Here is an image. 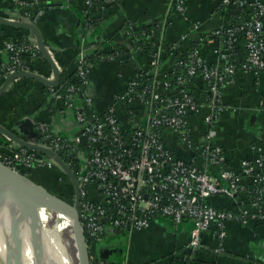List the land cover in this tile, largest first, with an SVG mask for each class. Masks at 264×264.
<instances>
[{
    "label": "crops",
    "instance_id": "1",
    "mask_svg": "<svg viewBox=\"0 0 264 264\" xmlns=\"http://www.w3.org/2000/svg\"><path fill=\"white\" fill-rule=\"evenodd\" d=\"M83 7V0H49L37 24L59 65L62 80L76 69L81 50L90 59L96 52L104 54L101 60L92 62L84 94L78 95L73 107H69L63 98L51 91L56 86L32 78H18L0 96L1 124L20 132L18 123L29 118L34 121L36 130L39 122H46L52 133L73 140L81 130L76 112L90 107L88 98L92 101V110L101 114L115 106L118 117L124 122L129 107L119 99L126 94L135 71L149 69L148 55L133 45L130 27H157L154 38L160 44V60L154 79L161 88L165 73L180 57L188 54L201 37L205 40L198 46L207 63L219 62L215 49L221 41L212 33L220 25L230 23L233 14L221 7L220 0H187L185 14L176 10L174 0H118L105 8H95L103 14L93 27L87 28ZM38 9L33 0H28L26 6L0 0V15L6 18L21 19L26 13L33 17ZM9 40L37 44L28 29L0 23V69L9 62V52L5 48ZM163 55L167 56L165 60ZM244 55L242 41L238 46V59ZM36 63L38 68L32 72L53 77L50 64L41 54ZM4 80L0 77V85ZM204 84L195 78L188 86L201 104L200 111L188 117L191 146L186 145L179 134L166 131L167 146L176 156L200 166L203 162L198 157L199 151L208 143L220 146L225 153L226 167L233 169L239 168L246 158L264 154V70L258 75L238 71L233 81L222 87V109L210 128L205 121L208 108L204 104ZM130 107L132 121H145L147 110L143 104L135 102ZM35 132L30 130L25 138L40 142V133L37 130L38 135H35ZM0 140L9 145V150L15 143L1 134ZM49 160L48 156L37 153L35 164L24 169L32 180L47 190H62L60 184H65L68 177H64L66 175L58 166L49 167ZM207 202L221 209L231 208L233 204L222 195L212 196ZM194 224L192 218L175 223L169 217L159 216L148 228L141 230L126 232L110 228L107 235L91 243V264H264V219H254L248 224L228 222L222 252L214 249L217 238L213 227L204 234L203 247L192 253L188 244Z\"/></svg>",
    "mask_w": 264,
    "mask_h": 264
},
{
    "label": "built area",
    "instance_id": "2",
    "mask_svg": "<svg viewBox=\"0 0 264 264\" xmlns=\"http://www.w3.org/2000/svg\"><path fill=\"white\" fill-rule=\"evenodd\" d=\"M12 1L18 6L28 4V0ZM33 1L39 6L37 13L33 17L26 13L21 20L37 23L49 2ZM117 1L83 0L84 20L88 21L91 10L105 8ZM186 1L174 0V6L181 14H185ZM220 2L224 10L233 14L230 23L220 25L212 33L221 41L215 49L219 62L215 65L207 63L198 46L205 40L201 37L191 51L165 73L160 88L154 79L159 66V51L147 71V75L153 78L152 84L131 78L126 94L119 99L129 108L140 102L147 110L145 121L130 119L131 134L123 129L115 106L101 114L92 110L89 98L90 107L76 112L81 130L75 139L52 133L46 122L37 124L40 143L59 154L64 153L78 177L81 224L91 243L107 235L110 228L126 232L141 230L148 228L155 218L166 216L175 223L186 218L194 220L188 244L192 253L203 247V236L213 227L217 238L214 249L222 252L228 222L248 224L254 219H264V154L246 158L239 168L230 170L226 167L223 148L208 143L198 153L203 162L200 166L176 156L164 137L166 131H171L191 146L188 117L192 112H199L201 104L188 89L190 81L198 78L207 85L205 121L210 128L222 109V87L231 83L238 71L258 75L264 70V2ZM86 27L91 25L87 23ZM242 41L245 55L238 59V46ZM5 48L9 52V62L0 69L4 78L21 70L33 71L28 61L38 59L41 54L36 43L26 40L6 41ZM90 67L88 56L81 50L76 70L82 84H69L64 96L54 87L51 91L63 98L67 106L73 107L74 99L84 94ZM127 113L131 117V110ZM207 138L210 141L209 133ZM9 151L8 155L0 153V160L14 169L32 167L39 153L16 143ZM47 165L52 167L55 164L49 160ZM211 168L217 171L213 172ZM220 195L231 199V208L221 209L207 202L208 198Z\"/></svg>",
    "mask_w": 264,
    "mask_h": 264
},
{
    "label": "bare ground",
    "instance_id": "3",
    "mask_svg": "<svg viewBox=\"0 0 264 264\" xmlns=\"http://www.w3.org/2000/svg\"><path fill=\"white\" fill-rule=\"evenodd\" d=\"M23 201H26L25 206ZM10 206L11 213L7 211ZM9 216L19 227L20 238L5 240L0 228V264H37L39 247L35 237L33 242L29 227L36 230L38 239L43 244L46 264H79L76 254L71 257L66 250L67 244L58 236L64 231L74 233L72 211L18 173L5 169L0 164V224L4 218L10 220Z\"/></svg>",
    "mask_w": 264,
    "mask_h": 264
},
{
    "label": "water",
    "instance_id": "4",
    "mask_svg": "<svg viewBox=\"0 0 264 264\" xmlns=\"http://www.w3.org/2000/svg\"><path fill=\"white\" fill-rule=\"evenodd\" d=\"M0 23L5 24V25H10V26H15V27H23L25 29H28L31 35H33L36 38L37 46H38V49L41 55L48 61L53 71V77L51 78L46 77L40 73H36L32 71H25V70L12 73L8 75L3 81V83L0 85V96L4 94V92L9 88L11 83L18 78L36 79L38 81L43 82L44 84L48 86H56L60 84L62 74H61L59 65L57 61L54 59L51 51L48 49L45 43L43 32L41 31L38 24L32 20L28 21V20H21V19H16V18H6L1 15H0ZM18 126L20 128V132H16L0 123V134L7 137L10 141L15 142L18 146L31 149V150H35V151H38L39 153H42L48 156L49 159L53 161L54 164L58 166L64 172V174H66L70 178V181L72 182L73 188H74L73 205L71 206L70 204L61 200V198L51 193L49 190L44 188L42 185L38 184L34 180L29 179L22 173L14 170L13 168L7 166L6 164L0 162L1 166H3L5 169H9L15 173H18L21 177L26 179L28 182L33 184L35 187L45 192L47 196L58 200L64 208L72 211L73 230H74V235L76 238L77 247L79 251V264H91L90 249L86 241L85 233H84V230L81 224V218H80L81 184L78 180L76 173L73 171L72 167L65 161V159H63V157L59 153H57L54 149H52L51 147L44 146L40 142H37L33 139H29L28 137L25 138L28 135V132H30V130H33L34 132L36 131L35 135H38L37 130H36V125L32 119L27 118L24 121H20L18 123ZM228 169L232 170L233 168H228ZM9 217H10V220L7 218H4L2 221V224H0V228L2 231V238H4L5 240L10 239V238L11 239L20 238L19 227L15 225V223L12 221L11 216ZM29 231L32 236L33 242H34V237L37 239V245L39 247V250H38L39 259H37V264H46V259H44V250H43L44 247H43V244L40 243L38 239L36 230L31 229L29 227Z\"/></svg>",
    "mask_w": 264,
    "mask_h": 264
},
{
    "label": "trees",
    "instance_id": "5",
    "mask_svg": "<svg viewBox=\"0 0 264 264\" xmlns=\"http://www.w3.org/2000/svg\"><path fill=\"white\" fill-rule=\"evenodd\" d=\"M102 14H103V11H97V10H94V9L91 10L89 15L87 16L88 21L86 22V20H84L85 21V25L87 26V23H89L91 25V27H93L98 22L99 18L102 16ZM156 30H157V27L154 26V25H152V26L151 25H142V26H138V27H134V26L130 27V34H132L133 45L135 47L141 48L148 55L149 69H150L151 60L160 51V44H159L158 40H156L154 38V32ZM167 52H168L169 55H171L169 50ZM103 56H104L103 53H99L98 54V52H96L95 56H93L91 59L89 58V62L92 64L93 61H97V60H99V58L101 60L103 58ZM166 57L167 56L163 55L162 59L165 60ZM36 60L29 59V61H28V63L31 65L33 70L38 68ZM148 70L144 69V68L143 69H137L135 71V73L132 75V79L134 78V79L143 80V81H145V83L147 85L148 84H152L153 78H152V76L147 75V71ZM176 75H173L172 77H175ZM0 77L2 78L3 76L0 75ZM69 84H76V85H81L82 84V79L77 75V70L76 69L74 71L70 72L69 74H67L64 77L63 80L61 79L60 84L56 85L57 93L62 94L64 96L66 94V88H67V86ZM203 88L205 89L206 94H207V85L204 84ZM129 110L132 111L131 107L128 108L126 111L128 112ZM129 117H130V115L126 118V120H125L126 122L125 121L123 122V121L120 120L122 125H123V129L127 132V134H131L132 131H133V127L131 126ZM9 152H10L9 151V145L7 143H5L3 140H0V153H4V154L8 155ZM60 155L63 157V159H65V161L67 163L70 162L69 159L67 158V156L64 153L61 152ZM5 164L7 166L13 168L12 165H10L9 163L5 162ZM15 170H17L18 172L22 173L23 175H25L28 178L30 177L28 175L27 170L22 168V167H16ZM211 171L215 172L217 170H216V168H211ZM68 180H69V183L60 184V186L63 187V189L59 191V194L63 195L62 191L66 192L68 189H71V188L74 189L73 188V184L70 181V178ZM86 241H87V244H88V246L90 248L91 241L88 240V238L86 239Z\"/></svg>",
    "mask_w": 264,
    "mask_h": 264
},
{
    "label": "rangeland",
    "instance_id": "6",
    "mask_svg": "<svg viewBox=\"0 0 264 264\" xmlns=\"http://www.w3.org/2000/svg\"><path fill=\"white\" fill-rule=\"evenodd\" d=\"M0 162H2V163H4L3 161H0ZM5 164V163H4ZM14 169V168H13ZM15 170V169H14ZM17 171V170H16ZM63 175H65V174H63ZM64 177H67V176H64ZM30 178V177H29ZM31 179V178H30ZM69 178H66V183H69V180H68ZM61 189H58V191H50L51 193H53L54 195H56V196H58L59 198H61V200H63V201H65L66 203H68V204H70L71 206L73 205V203H74V189H68L66 192L65 191H62V193H63V195H61V194H59V191H60ZM31 198H32V196H31ZM56 201H58V200H56ZM23 203H24V206H25V203H26V201H23ZM8 207V206H7ZM55 207V206H54ZM60 212H61V215L65 218V219H67L66 218V216H65V214L58 208V207H56ZM7 211H9V213H11V211H12V206H10V208L7 210ZM67 232V233H66ZM64 231V233H62V235L61 234H58V236H59V238L61 239V241L66 245L67 244V251H68V253L69 254H71V257H73V254L75 255L76 254V256L78 257V259H79V251H78V247H77V242H76V238H75V235H74V233L72 234V233H69L68 231ZM70 234V235H69ZM62 237H63V239H62ZM90 249V248H89ZM67 251H66V253H67ZM74 264H76V262L74 263Z\"/></svg>",
    "mask_w": 264,
    "mask_h": 264
}]
</instances>
